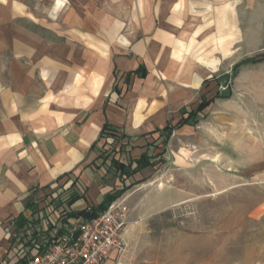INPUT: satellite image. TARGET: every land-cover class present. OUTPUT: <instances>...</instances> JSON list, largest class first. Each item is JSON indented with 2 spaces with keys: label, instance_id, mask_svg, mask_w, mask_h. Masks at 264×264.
Listing matches in <instances>:
<instances>
[{
  "label": "crops",
  "instance_id": "1",
  "mask_svg": "<svg viewBox=\"0 0 264 264\" xmlns=\"http://www.w3.org/2000/svg\"><path fill=\"white\" fill-rule=\"evenodd\" d=\"M68 1L38 2L37 13L0 0V264L21 263L86 219L64 220L69 211L153 167L121 177L112 158L135 168L144 153L164 156L161 130L186 116L168 121L167 108L185 106L206 74L189 45L209 37L210 0H118L106 14Z\"/></svg>",
  "mask_w": 264,
  "mask_h": 264
},
{
  "label": "rangeland",
  "instance_id": "2",
  "mask_svg": "<svg viewBox=\"0 0 264 264\" xmlns=\"http://www.w3.org/2000/svg\"><path fill=\"white\" fill-rule=\"evenodd\" d=\"M55 1L28 3L39 13L38 2ZM117 1L93 0L105 14ZM210 1L209 37L189 45L206 74L185 106L167 108L168 121L213 101L173 132L160 162L126 182L120 197L139 223L128 228L124 264H264V61L242 64L264 53V0Z\"/></svg>",
  "mask_w": 264,
  "mask_h": 264
},
{
  "label": "built area",
  "instance_id": "3",
  "mask_svg": "<svg viewBox=\"0 0 264 264\" xmlns=\"http://www.w3.org/2000/svg\"><path fill=\"white\" fill-rule=\"evenodd\" d=\"M135 215V207L116 198L97 216L78 221L50 246L35 243L25 264H124L130 254L128 228L139 223Z\"/></svg>",
  "mask_w": 264,
  "mask_h": 264
},
{
  "label": "trees",
  "instance_id": "4",
  "mask_svg": "<svg viewBox=\"0 0 264 264\" xmlns=\"http://www.w3.org/2000/svg\"><path fill=\"white\" fill-rule=\"evenodd\" d=\"M264 61V53L259 54L258 56L255 57H249L246 58L242 61V64H257L260 62ZM134 73L138 76H146L147 74V70L146 67L144 65H140V67L134 71ZM213 99H202L198 105V107L196 109H191L189 111H187L188 115L187 117H182L177 124L173 125V124H168L167 126H165L162 130L161 133L164 136V143H167L168 139L171 137V135L173 134V132L182 127L183 125H185L186 123H188V121L191 118H195L199 113L203 112L204 110L207 109V107L212 103ZM105 133L102 132L101 136H104ZM159 156V157H158ZM106 156H104L103 158H105ZM163 155L159 154V155H149L148 153H144L140 159H138L136 161L137 166L135 168H133V163L130 162L129 164H124L119 162L118 160H116L115 158H112V164L115 166V168L117 169V172L119 174V176H130L136 172H138L139 170L149 167V166H155L158 162H160L162 160ZM128 188V186L123 187L121 189H117L114 192L108 194L106 196V198L96 207L92 208V209H83V210H79V211H69L66 214V217L64 218L67 219L68 217H79V216H84L85 218H93L95 216H97L99 213H101L102 211H104L108 205L115 200L117 197H119L123 191ZM73 203V200L70 201V204ZM65 231L62 228L59 232L58 235H55L53 237H50L49 240L43 242L42 244V248H46L48 246H50L51 244L54 243V241L59 237V235L63 234ZM38 233H35V236L33 237V241H35L36 239H38ZM27 259L23 260L21 263L19 264H25Z\"/></svg>",
  "mask_w": 264,
  "mask_h": 264
}]
</instances>
